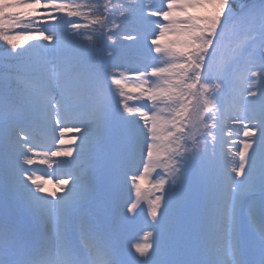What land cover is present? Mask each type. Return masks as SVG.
<instances>
[{
  "label": "snow or ice",
  "instance_id": "1",
  "mask_svg": "<svg viewBox=\"0 0 264 264\" xmlns=\"http://www.w3.org/2000/svg\"><path fill=\"white\" fill-rule=\"evenodd\" d=\"M0 40V264H264V0H0Z\"/></svg>",
  "mask_w": 264,
  "mask_h": 264
},
{
  "label": "rangeland",
  "instance_id": "2",
  "mask_svg": "<svg viewBox=\"0 0 264 264\" xmlns=\"http://www.w3.org/2000/svg\"><path fill=\"white\" fill-rule=\"evenodd\" d=\"M170 37L172 34H169ZM247 37H246V45H247ZM245 45V46H246ZM237 93L242 94L244 92V89L246 88V82L242 86L236 87ZM243 108V104L239 102V99L234 104L235 110H240ZM71 127V125H69ZM76 135L75 132L65 133L64 139L66 141H71L72 137ZM242 139V137H239ZM38 144L42 145V147L37 148V152L41 153V155H38L36 157L37 164L34 166L37 168L36 175L43 176L45 180H51V183L47 184L46 186L51 191H56L58 187V178L66 179V176H63L62 170L58 167L57 164V158H51L49 159L48 164L41 163L42 160L47 159L43 155V153L47 152L49 148L51 150L55 151L61 146L59 145L58 141L53 142V138L49 135H42L40 136L37 141ZM79 141H75V143H78ZM50 165V166H49ZM155 176V173L150 174V177L145 180V182L142 184V194L139 198V205L137 211L139 212V216L136 221V226L133 230L132 236H134L136 239L133 240V242H136V240H143L144 235L149 232L153 231L152 229V220L149 215V209H150V200L153 199L156 195H159V192L153 187V185L156 183L155 179L153 178ZM133 198H135V192L132 193ZM132 238L131 236L129 237ZM152 238L149 237V241Z\"/></svg>",
  "mask_w": 264,
  "mask_h": 264
},
{
  "label": "trees",
  "instance_id": "3",
  "mask_svg": "<svg viewBox=\"0 0 264 264\" xmlns=\"http://www.w3.org/2000/svg\"><path fill=\"white\" fill-rule=\"evenodd\" d=\"M28 43H35V41H29ZM246 45V36L243 33H237L233 38V46L234 47H244ZM27 47V45H24ZM6 43L0 40V59H2L6 55ZM245 80L242 76H240L237 80L236 87L242 86Z\"/></svg>",
  "mask_w": 264,
  "mask_h": 264
}]
</instances>
